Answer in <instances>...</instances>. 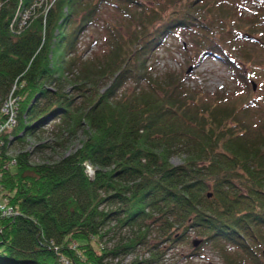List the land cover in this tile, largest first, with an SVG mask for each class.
<instances>
[{"label":"trees","instance_id":"trees-1","mask_svg":"<svg viewBox=\"0 0 264 264\" xmlns=\"http://www.w3.org/2000/svg\"><path fill=\"white\" fill-rule=\"evenodd\" d=\"M105 4L142 12L136 34L118 40L98 69L78 46ZM245 5L257 13L245 17ZM263 7L264 0H165L157 9L142 0H0V123L9 97L19 99L18 125L0 148V197L16 211L0 226V264H112L154 230L175 247L194 231L226 264H264V109L251 116L254 103L197 91L176 72L157 80L150 64L169 38L190 36L197 57H219L249 96L248 58L234 44L239 33L260 31ZM50 125L43 147L63 149L61 159L11 155L17 141ZM177 156L183 164L173 163ZM113 224L127 237L111 248ZM158 248L151 261L165 255Z\"/></svg>","mask_w":264,"mask_h":264},{"label":"rangeland","instance_id":"rangeland-1","mask_svg":"<svg viewBox=\"0 0 264 264\" xmlns=\"http://www.w3.org/2000/svg\"><path fill=\"white\" fill-rule=\"evenodd\" d=\"M117 2V0H114ZM148 7L159 8L165 4V0H142ZM252 5H245L242 13L245 17H251L257 13V9ZM264 8V7H263ZM142 11L136 7L126 9L119 8L115 5L105 4L100 12L98 23L92 25L80 38L79 55L83 60L95 66L96 68L107 66L110 62L109 53L118 40L125 43L134 36L138 30V18ZM258 33H239L240 39L235 38V50L241 56H246L245 68L250 73L251 82L256 85V90L251 91L248 96L244 88L238 84L229 69V67L217 56L209 55L198 58V49L193 44L191 37L186 35L174 36L169 38L160 46L156 52V58L150 63L155 79H163L166 75L173 72L181 75L185 83L197 91H203L210 94H218L225 98L242 97L245 103H254V109L250 112L251 116L258 115L261 108L264 109V17L258 20ZM201 59V60H199ZM241 60L237 59V63ZM263 72V73H262ZM78 75L79 73L76 72ZM110 79L104 83H110ZM103 85V86H104ZM134 86V85H133ZM128 84L127 88H133ZM253 87V86H252ZM125 91V90H124ZM249 97V98H248ZM250 100V101H249ZM259 106V109H258ZM52 125L47 127V132L39 133L31 137L27 143L22 144L17 141L12 149L11 155L16 156L22 151L32 153L34 163H46L59 160L63 156V149L44 148L43 145L49 144L53 138ZM84 135L71 145L68 154L74 152L81 146ZM173 163L181 165L184 158L181 156L174 157ZM91 178H95V170L89 169ZM0 203H4L0 197ZM3 224V223H2ZM113 224L106 243L113 248L115 244L121 242L127 233H120L118 228ZM189 243L181 246L162 244V240L154 230L149 238V243L140 246L134 252L125 254L123 252L117 257H112V264H226L212 248L211 245H203V237L192 231L189 235ZM199 241L197 247L193 242ZM119 245V243H118ZM159 247V248H158ZM152 248V249H151ZM161 251L160 261H151V250ZM166 249H171L165 251ZM194 249H199L198 256H191Z\"/></svg>","mask_w":264,"mask_h":264},{"label":"built area","instance_id":"built-area-1","mask_svg":"<svg viewBox=\"0 0 264 264\" xmlns=\"http://www.w3.org/2000/svg\"><path fill=\"white\" fill-rule=\"evenodd\" d=\"M14 94L9 97L4 105V113L7 119L6 122L0 123V148L3 141V136L12 131L18 125L19 99L15 98L16 95L14 96ZM13 216H16V211L10 205V201H4V203H0V226L4 219Z\"/></svg>","mask_w":264,"mask_h":264},{"label":"water","instance_id":"water-1","mask_svg":"<svg viewBox=\"0 0 264 264\" xmlns=\"http://www.w3.org/2000/svg\"><path fill=\"white\" fill-rule=\"evenodd\" d=\"M253 89L256 90V85L254 84V82H253ZM210 197H211V195H210ZM199 243H200L199 241H195L194 246L197 247V245H199Z\"/></svg>","mask_w":264,"mask_h":264}]
</instances>
